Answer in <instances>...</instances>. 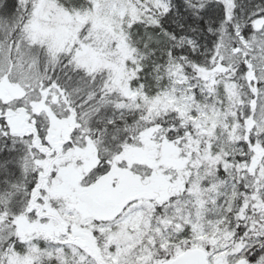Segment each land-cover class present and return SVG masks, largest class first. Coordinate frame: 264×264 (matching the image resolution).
Instances as JSON below:
<instances>
[{
    "label": "snow or ice",
    "instance_id": "snow-or-ice-1",
    "mask_svg": "<svg viewBox=\"0 0 264 264\" xmlns=\"http://www.w3.org/2000/svg\"><path fill=\"white\" fill-rule=\"evenodd\" d=\"M0 264H264V0H0Z\"/></svg>",
    "mask_w": 264,
    "mask_h": 264
}]
</instances>
